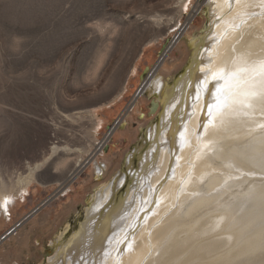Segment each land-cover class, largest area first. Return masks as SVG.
I'll return each mask as SVG.
<instances>
[{
	"label": "rangeland",
	"instance_id": "obj_1",
	"mask_svg": "<svg viewBox=\"0 0 264 264\" xmlns=\"http://www.w3.org/2000/svg\"><path fill=\"white\" fill-rule=\"evenodd\" d=\"M201 3L0 0V194L8 196L5 207L0 202V237L15 227L0 241V264L45 263L54 233L65 221L74 228L88 195L119 173L142 129L162 107L149 113L154 96L146 92L134 99L139 76L145 66L157 64L163 46L170 48L153 76L171 78L183 69L191 53L185 35L201 34L207 21L204 3L193 11ZM54 144L68 150L48 157ZM96 163L105 164L99 178ZM242 204L220 210L238 219L237 230L247 241L243 249L231 244L235 236L223 246L215 240L223 232L221 220L194 231L189 244L175 245L184 231L210 219L204 206L176 224L185 227L166 235L163 252L154 253L156 262L150 264L193 253V264H207L199 261L206 256L211 257L203 261L224 264L226 252L234 259L243 250L264 263V231L258 230L264 209L253 205L246 212ZM207 239H213L210 245L194 251ZM177 253L182 254L174 259Z\"/></svg>",
	"mask_w": 264,
	"mask_h": 264
},
{
	"label": "bare ground",
	"instance_id": "obj_2",
	"mask_svg": "<svg viewBox=\"0 0 264 264\" xmlns=\"http://www.w3.org/2000/svg\"><path fill=\"white\" fill-rule=\"evenodd\" d=\"M200 2L193 11L204 3L207 21L201 34L185 35L191 49L186 65L174 77L156 75L146 85L147 96L162 106L156 119L142 129L119 173L88 195L75 227L65 221L54 233L45 263L39 264L156 262L154 255L163 252L166 235L185 227L176 224L186 216L190 220L204 206L210 219L184 231L187 236L176 237L175 245L189 244L194 231L221 220L223 232L215 240L225 244L235 236L231 244L244 248L238 219L220 208L241 202L240 210L246 212L253 205L264 209V0ZM166 48L163 55L170 46ZM220 130L233 133L215 136ZM64 150L68 147L54 144L48 157ZM95 168L99 178L105 164L96 163ZM5 196L0 194L4 207ZM258 226L263 232L264 215ZM212 241L192 248L199 250ZM193 254L159 264H193ZM243 255L232 259L226 252L224 264H264L254 261L255 253ZM209 257L199 261L212 264L203 261Z\"/></svg>",
	"mask_w": 264,
	"mask_h": 264
},
{
	"label": "water",
	"instance_id": "obj_3",
	"mask_svg": "<svg viewBox=\"0 0 264 264\" xmlns=\"http://www.w3.org/2000/svg\"><path fill=\"white\" fill-rule=\"evenodd\" d=\"M165 49V46L162 47V50L160 52V59L159 61L157 62L156 65L154 66H145L139 76L140 78V81H141V84H140V87L139 89L137 90L135 96H134V99L137 98V96H139L140 94H143L145 92V87L148 83V81L152 78V76L154 75V72L155 70L157 69L158 65L160 64L161 60L164 58V55H163V51ZM159 105V102L157 99H151V102H150V110H149V113H152ZM120 120H116L115 122V125H117L119 123ZM115 125L110 129V131H112L115 127ZM48 200L50 199H47L45 202H47ZM15 227H12L9 231H7L6 234H4L3 236L0 237V241H2L7 234H9Z\"/></svg>",
	"mask_w": 264,
	"mask_h": 264
}]
</instances>
